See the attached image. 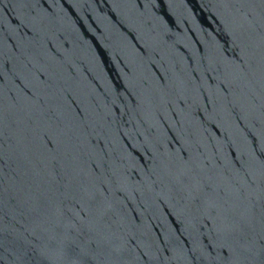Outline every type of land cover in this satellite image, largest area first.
Masks as SVG:
<instances>
[{
    "label": "water",
    "instance_id": "95a60500",
    "mask_svg": "<svg viewBox=\"0 0 264 264\" xmlns=\"http://www.w3.org/2000/svg\"><path fill=\"white\" fill-rule=\"evenodd\" d=\"M0 264H264V0H0Z\"/></svg>",
    "mask_w": 264,
    "mask_h": 264
}]
</instances>
